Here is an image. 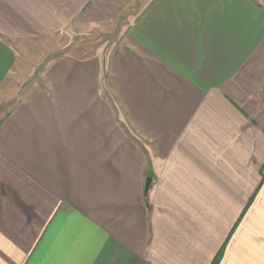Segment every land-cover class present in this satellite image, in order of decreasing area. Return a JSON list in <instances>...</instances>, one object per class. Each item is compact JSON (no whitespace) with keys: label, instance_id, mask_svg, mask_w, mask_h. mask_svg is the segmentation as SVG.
I'll use <instances>...</instances> for the list:
<instances>
[{"label":"crops","instance_id":"crops-1","mask_svg":"<svg viewBox=\"0 0 264 264\" xmlns=\"http://www.w3.org/2000/svg\"><path fill=\"white\" fill-rule=\"evenodd\" d=\"M128 2L0 0V264H264V0Z\"/></svg>","mask_w":264,"mask_h":264},{"label":"rangeland","instance_id":"rangeland-1","mask_svg":"<svg viewBox=\"0 0 264 264\" xmlns=\"http://www.w3.org/2000/svg\"><path fill=\"white\" fill-rule=\"evenodd\" d=\"M148 2L149 0H129L119 16L104 28L79 36L58 37L56 45H61L63 50H59L55 55L50 56L49 59H57L69 53L79 58L94 57L101 53L104 55L109 54L134 18L137 19L143 13Z\"/></svg>","mask_w":264,"mask_h":264},{"label":"water","instance_id":"water-1","mask_svg":"<svg viewBox=\"0 0 264 264\" xmlns=\"http://www.w3.org/2000/svg\"><path fill=\"white\" fill-rule=\"evenodd\" d=\"M152 183H153V178H151V177L147 178L145 181V199H146V202H147V196H148V193H149V190H150Z\"/></svg>","mask_w":264,"mask_h":264}]
</instances>
